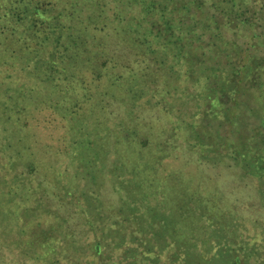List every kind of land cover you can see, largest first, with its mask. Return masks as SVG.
<instances>
[{
  "label": "trees",
  "instance_id": "1",
  "mask_svg": "<svg viewBox=\"0 0 264 264\" xmlns=\"http://www.w3.org/2000/svg\"><path fill=\"white\" fill-rule=\"evenodd\" d=\"M241 26L264 37V0H0V264L5 250L48 264H264V216H244L204 168L253 179L264 207L263 123L242 141L196 116L210 98L227 112L235 95L264 94V53ZM40 107L68 120L66 164L34 147ZM52 196L58 228L42 221Z\"/></svg>",
  "mask_w": 264,
  "mask_h": 264
},
{
  "label": "rangeland",
  "instance_id": "2",
  "mask_svg": "<svg viewBox=\"0 0 264 264\" xmlns=\"http://www.w3.org/2000/svg\"><path fill=\"white\" fill-rule=\"evenodd\" d=\"M239 38L242 42L246 44V46L252 45V47L255 48V50L261 53H264V45L263 40L264 37L257 36L259 34V31L256 30L254 27L250 26H241V28L238 30ZM257 38V39H255ZM255 40H258L260 42V45L254 46L253 42ZM34 64V63H33ZM3 69L5 70L3 73H1V79L4 80V76L8 74L9 65H4ZM18 80L26 78V76L18 75ZM11 78L6 77V81L8 82ZM28 79V78H27ZM29 80V79H28ZM35 85L34 88H39L40 85ZM264 89V88H263ZM35 93V92H33ZM250 95H235L237 97L236 103L234 104L235 107L232 110L221 111L218 108V105L216 102H214V99L210 98L208 100V103L203 107L207 108V110H198V114L203 119V128L206 130V132H213V129L215 131H219L221 134L226 135L228 133V136L231 134L236 137L237 133L235 132H241L242 141L246 140L247 138H250V129L258 126L263 123V129H264V94H260L259 92H256L254 89L249 90L247 94ZM199 95V94H198ZM200 96V95H199ZM201 99L200 103L203 106L204 98L199 97ZM259 101L263 105L261 106ZM246 102V105H245ZM198 103L196 98L190 97L189 108L191 110H196L195 106ZM191 106V107H190ZM111 108H115L118 113H122L123 107L119 105L117 102H113L111 104ZM187 109L184 107L182 110ZM143 118H149V120H154L156 118H160L161 123H165V115L163 112H160L159 110H151V109H140L138 110ZM176 112H178L176 110ZM180 112V111H179ZM117 113V114H118ZM208 115L215 116L214 120H210L208 118ZM30 119H32L33 123V134L35 136L34 140V147L35 149H41L40 155L45 158V160H50L53 164L58 165V158L62 159V162L65 164L66 156L63 154H58L59 151L65 150L67 147V131H68V120L66 121L64 118H62V115L59 114L58 110H54L50 107H40L37 110H32L30 116ZM167 123V122H166ZM241 129V130H240ZM38 151V150H37ZM188 153L187 156L191 155L190 160L191 165H194V161H196L197 156L188 150L186 151ZM59 155V156H58ZM49 162V161H48ZM223 166L219 167H212L211 165H204V168L209 170V172L216 173L219 181L225 188L226 192H228L229 195H231L232 200H235L238 210L242 212L244 216L248 218V215H263L264 216V207L261 203V200H259L256 192H255V185H253V179L251 181V184L248 186L243 181L236 180L227 170L224 166H227L228 164H221ZM197 170V168H196ZM53 191H56L53 190ZM50 196V195H48ZM48 202L52 204V209L50 210V214L42 217V221L46 222L47 224H54L58 228V208L63 210L65 207H62L61 205H58V197H50L47 198ZM27 203L26 200L23 201V204L25 205ZM65 211V210H64ZM70 212H72V209H69ZM53 213V214H52ZM39 216L37 217V219ZM6 251V256L3 260H5L6 264H48L42 263L41 260L32 261L30 259H24V257L16 254L11 253L10 251ZM40 250V253L38 252V255L42 253ZM71 251V250H70ZM1 254V253H0ZM52 257H55L56 255L51 254ZM59 256V255H58ZM57 256V257H58ZM79 256V255H78ZM44 258V256H42ZM70 260H73L77 257L74 253H71L69 256ZM60 258V256H59ZM77 260V259H75ZM64 262V261H63ZM58 264V262L56 263ZM64 264V263H61Z\"/></svg>",
  "mask_w": 264,
  "mask_h": 264
}]
</instances>
